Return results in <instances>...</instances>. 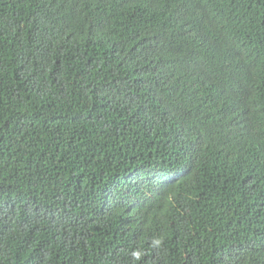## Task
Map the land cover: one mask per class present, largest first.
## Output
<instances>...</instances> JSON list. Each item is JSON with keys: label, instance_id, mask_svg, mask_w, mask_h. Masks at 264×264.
<instances>
[{"label": "trees", "instance_id": "obj_1", "mask_svg": "<svg viewBox=\"0 0 264 264\" xmlns=\"http://www.w3.org/2000/svg\"><path fill=\"white\" fill-rule=\"evenodd\" d=\"M0 264H264V0H0Z\"/></svg>", "mask_w": 264, "mask_h": 264}, {"label": "clouds", "instance_id": "obj_2", "mask_svg": "<svg viewBox=\"0 0 264 264\" xmlns=\"http://www.w3.org/2000/svg\"><path fill=\"white\" fill-rule=\"evenodd\" d=\"M156 243H160V241H156Z\"/></svg>", "mask_w": 264, "mask_h": 264}]
</instances>
